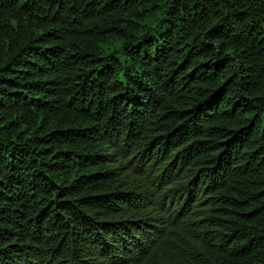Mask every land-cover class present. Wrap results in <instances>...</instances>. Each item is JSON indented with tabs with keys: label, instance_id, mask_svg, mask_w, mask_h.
I'll use <instances>...</instances> for the list:
<instances>
[{
	"label": "trees",
	"instance_id": "trees-1",
	"mask_svg": "<svg viewBox=\"0 0 264 264\" xmlns=\"http://www.w3.org/2000/svg\"><path fill=\"white\" fill-rule=\"evenodd\" d=\"M0 264H264V0H0Z\"/></svg>",
	"mask_w": 264,
	"mask_h": 264
}]
</instances>
